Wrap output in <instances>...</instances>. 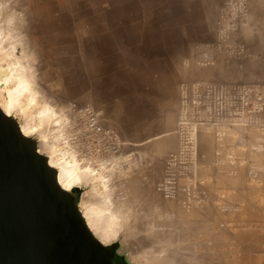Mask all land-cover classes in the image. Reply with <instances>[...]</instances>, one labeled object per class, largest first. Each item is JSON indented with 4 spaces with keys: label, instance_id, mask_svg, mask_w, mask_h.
<instances>
[{
    "label": "rangeland",
    "instance_id": "1",
    "mask_svg": "<svg viewBox=\"0 0 264 264\" xmlns=\"http://www.w3.org/2000/svg\"><path fill=\"white\" fill-rule=\"evenodd\" d=\"M29 3L28 26L37 44L31 47L39 73L35 85L45 98L37 94L33 103L27 92L16 107L23 108L12 116L18 125L27 118L36 125L42 121L43 141L73 147L97 176L98 192L104 188L100 176L109 174L112 206L125 203L120 218L130 216L123 219L130 229L119 221L115 236L106 240L98 234L103 245L113 247L116 263L155 264V248L168 243L159 253L166 264L168 255L188 247L191 257L185 258L194 264L202 259L197 251L206 255V264H264V220L258 218L264 217V0ZM10 84L0 77L2 107ZM42 99L59 106V123L38 118ZM37 133L29 137L37 139ZM89 188L72 190L81 206ZM157 210L163 217H155ZM141 211L147 224L165 219L159 227L152 222L162 229L158 239L185 228L184 240L179 238L188 239V247L177 250L178 237L175 244L171 237L165 244L148 237L157 231L151 224V233L144 232L151 227L142 224ZM169 241L177 244L172 254ZM148 244L157 252L156 258L147 255L154 263L142 252L150 251ZM178 258L175 264L188 263Z\"/></svg>",
    "mask_w": 264,
    "mask_h": 264
},
{
    "label": "water",
    "instance_id": "2",
    "mask_svg": "<svg viewBox=\"0 0 264 264\" xmlns=\"http://www.w3.org/2000/svg\"><path fill=\"white\" fill-rule=\"evenodd\" d=\"M17 127L0 110V264H117Z\"/></svg>",
    "mask_w": 264,
    "mask_h": 264
},
{
    "label": "bare ground",
    "instance_id": "3",
    "mask_svg": "<svg viewBox=\"0 0 264 264\" xmlns=\"http://www.w3.org/2000/svg\"><path fill=\"white\" fill-rule=\"evenodd\" d=\"M259 5H262V4H259ZM30 3H29V0H0V62H2L3 63V65L2 66H0V77H2V81H4V82H10L11 84H10V89L8 90L9 91V96H8V101L7 102H5V105H4V107H2V105H0V110L5 114V116L6 117H11L12 119H14V116H12V112H13V110H15V108L16 107H18V102L20 101V100H22L21 99V96H23V95H26V93L28 92L29 94H27L26 95V97L29 95L30 96V99L27 97V99H29L28 101H35L36 100V97H37V94L39 95L40 93H41V90L40 89H38L39 87L37 86V85H35L37 82H36V79H38V78H36V75L37 74H39V73H37V70H36V73H34L35 72V63H34V59H35V56H36V53H35V49L34 48H31L32 46H34L35 44H36V39L35 38H33V35H32V33L33 32H31V29L29 28V26H28V22H29V18H30ZM259 13H261V12H259ZM43 28V27H42ZM42 31V30H41ZM45 31V30H44ZM258 39V38H257ZM260 41V40H259ZM37 45V44H36ZM35 45V46H36ZM37 47V46H36ZM37 57V56H36ZM36 74V75H35ZM37 86V87H36ZM40 90V91H39ZM40 96V95H39ZM41 96H43L42 95V93H41ZM43 98H45V95L43 96ZM24 99V98H23ZM26 99V100H27ZM41 99V98H40ZM25 101V100H24ZM42 102H44V104L43 103H41V104H43V106L40 108V110H39V112L38 113H40V114H38V115H40V116H38V118L39 117H41V118H39V119H43L42 117H45V119H47L48 118V120H52V122L54 123H59V116H61V113L59 114V110H61L60 108H59V106H58V108H57V106H55L56 108H54L53 107V104H51L49 101H47L46 99H42L41 100ZM21 103H22V101H21ZM25 103H26V101H25ZM34 103V102H33ZM29 104V103H28ZM27 104V105H28ZM56 105V104H55ZM21 108H23V107H21V105H20V108H16L17 110L18 109H21ZM64 109H62V111H63ZM23 111V110H22ZM61 111V112H62ZM21 112V111H20ZM22 113V112H21ZM63 113H65V110H64V112ZM67 115V116H66ZM35 115L33 114L32 115V117H34ZM37 116V115H36ZM64 116H66L67 118H66V120L64 119V121L65 122H67V120H68V114H64ZM62 118H63V115H62ZM65 118V117H64ZM29 118H27V119H25L26 120V122L25 123H23V124H20V125H18V130H19V133H20V135L23 137V138H31V137H29V133H30V131H32V132H38L37 134L39 135V139L37 138H35V139H33V138H31V139H33L34 140V142H35V144H31V147H32V149L34 150V152L36 153V155L38 156V157H41V159L43 160V162H44V164L46 165V167L48 168V169H50V171H51V176H52V179L54 180V182H55V184L60 188V189H62L63 191H66V192H72V190L74 189V187H76V186H78V185H81V184H86V185H89V194L87 193V195H84V201H85V203H84V205H80V204H78V201H76V206H77V208H78V211H79V213H80V217H81V219L84 221V224L86 225V227H87V229L92 233V235H94L96 238H98L99 240H100V237H98V234H100L101 236H103V238H105L106 240H108V239H110L111 237H113V236H115L116 234H117V231H118V229H119V226L120 225H118V224H120V222H122L121 224H124L125 222H126V218H130V216L129 215H131V214H128V216L129 217H126V214H125V222H123V219L122 218H120V217H122V210H124L125 208H124V204H122V206H123V208H119L120 207V203H119V205H115V206H112V204L114 203V200H113V191H112V189H111V187H110V185H111V182H110V180L108 179L109 178V174L108 173H104V175H102V176H100V178H101V180H100V182L102 183V185L104 186V188H103V190L101 191V192H98L99 190H97V187H95L96 186V182H95V179H97V176H95L94 174H93V171L91 170V168L86 164V163H84L82 160L83 159H81V158H79L78 157V155H76V153H75V151H72L73 149V147L72 148H70L67 144L64 146V147H57L56 146V144H52V145H50L48 142H46V138H45V141H43V139H42V137L41 136H44V133H43V131L41 130V127L40 126H38V125H42L41 124V122L42 121H38L39 122V124L37 123V125L35 124V123H32L31 121V119H29ZM32 119H34V118H32ZM37 119V118H36ZM44 119V120H45ZM61 119V118H60ZM15 120V119H14ZM37 121V120H36ZM47 121V120H46ZM45 121V122H46ZM62 123V122H61ZM68 123V122H67ZM52 125V124H51ZM61 126H62V124H60ZM58 126V127H56V129L57 130H59V134L56 136V135H53V136H55L56 138H60L61 137V134H62V128H63V126L61 127V126ZM66 126V125H65ZM64 126V127H65ZM60 127V128H59ZM59 128V129H58ZM55 129V130H56ZM51 130V129H50ZM57 132L58 131H56V133L55 134H57ZM49 133V131L47 132V134ZM46 136V135H45ZM55 139V138H54ZM55 141H56V139H55ZM54 142V141H53ZM57 142V141H56ZM58 144H60V143H58ZM61 145V144H60ZM59 145V146H60ZM44 151H46V152H44ZM72 151V152H71ZM69 155V156H66V155ZM111 176H113V174L111 175ZM98 180V179H97ZM130 180V179H129ZM152 186V185H151ZM140 187H141V185H140ZM153 187V186H152ZM142 188V187H141ZM155 187H153V189H154ZM156 189V188H155ZM114 190V189H113ZM176 191V190H175ZM151 192H153V191H151ZM137 193V192H136ZM137 194H139V193H137ZM149 194V193H148ZM146 194L147 196H149V195H151L152 196V193L151 194ZM174 194V193H173ZM140 195V194H139ZM145 195V196H146ZM141 196H143L142 194H141ZM140 196V197H141ZM129 197H131V196H129ZM167 197V196H166ZM81 198V197H80ZM142 198V197H141ZM141 198L139 199V200H141ZM145 198V197H144ZM136 200V199H135ZM150 201H152L153 202V200H150ZM136 202H137V200H136ZM142 202H143V200H142ZM141 202V203H142ZM133 203H135V202H133ZM133 203H131V205L133 204ZM144 204V203H143ZM148 204H150V203H148ZM162 204H163V202H162ZM130 205V204H129ZM130 205V207H135V205H133V206H131ZM161 205V204H160ZM121 206V207H122ZM127 206V208L129 207L128 205H126ZM138 206L139 207H144V205H142V206H140L139 204H138ZM137 206V207H138ZM162 206V205H161ZM169 206H171V205H169ZM129 207V208H130ZM138 207V208H139ZM151 207H152V204H151ZM153 207H155L154 205H153ZM162 207H164V206H162ZM117 208V209H116ZM150 208V207H149ZM148 208V209H149ZM130 209H133V208H130ZM130 209H126L127 211L129 210V212H130ZM135 209V208H134ZM142 209V208H141ZM157 209V208H156ZM162 209H164V208H162ZM118 211H119V213H118ZM125 211V210H124ZM132 211V210H131ZM144 211L146 212V210L144 209ZM158 211V210H157ZM149 212V211H148ZM124 213H127V212H124ZM131 213V212H130ZM141 213L143 214V212L141 211ZM150 214H148V215H151V212H149ZM161 213V212H160ZM159 213V211H158V213H156L155 214V217L158 215V214H160ZM169 213V215L166 213V215L165 216H171V218H173L172 217V214H170V212H168ZM140 214V213H139ZM141 214V218H142V220H143V216H144V214L142 215ZM174 214V213H173ZM256 214H258V213H256ZM254 215V216H257V215ZM124 215V214H123ZM153 216H154V212H153V214H152ZM161 215H162V213H161ZM161 215H158L157 216V219L158 218H160V216ZM134 216V215H133ZM124 217V216H123ZM161 217H163V216H161ZM258 217V216H257ZM118 218H120V219H122V221L119 219V220H117ZM135 218H136V216H135ZM135 218L133 219L132 217H131V219H133V221H135ZM138 218H140V215H139V217H138V215H137V219ZM144 218H147V216L145 215L144 216ZM168 218V217H167ZM255 218V217H254ZM258 218H262L263 220H264V217H261V214H260V217H258ZM127 219V221H129L130 222V220H128ZM150 219V218H149ZM155 220H156V218H154ZM169 219H170V217H169ZM174 219V218H173ZM186 219V218H185ZM256 219V218H255ZM145 220V219H144ZM143 220V222H145V221H149L148 219L147 220H145L144 221ZM153 221L152 219H151V224L153 225V223L152 222H158V220L157 221ZM162 220H164V222H165V219H162ZM162 220L160 221L159 220V222L158 223H156V225H157V227H159V226H161L160 224V222H162ZM205 220V219H204ZM263 220L261 221V219L259 220V221H261V222H263ZM120 221V222H119ZM169 221H173V224H174V220H168L167 219V222H168V224L170 223ZM177 221V220H176ZM258 221V222H259ZM128 222V223H129ZM142 222V221H141ZM142 222V224L144 225H146L147 223L145 222V223H143ZM166 222V223H167ZM178 222V221H177ZM176 222V223H177ZM127 223V224H128ZM140 223V222H139ZM154 223V224H155ZM165 223V224H166ZM172 223V222H171ZM170 223V225H168V227L169 226H171L172 224ZM179 223V222H178ZM177 223V224H178ZM221 223V222H220ZM116 224L118 225V226H116ZM126 224V223H125ZM121 225L122 227H124V226H126V228L128 227V225ZM131 224V223H130ZM141 224V223H140ZM150 223L149 224H147V226H149V225H151ZM207 224V223H206ZM205 223H204V226L206 225ZM144 225V226H145ZM151 225V226H152ZM156 225H153L154 227L156 226ZM164 224H162V226H163ZM114 226V227H113ZM116 226V227H115ZM146 226V227H147ZM151 226H149V227H151ZM152 226V227H153ZM166 226H167V224H166ZM165 226V227H166ZM173 226V225H172ZM180 226H182V225H180ZM189 226V225H188ZM207 226V225H206ZM118 227V228H117ZM132 227V226H131ZM137 227V225L136 226H134L133 228L136 230V231H138L139 229H138V227ZM140 227V226H139ZM142 227V226H141ZM140 227V228H141ZM148 228L147 227V231H146V229H145V227H142L143 229H145V231L141 228L140 230H142V231H144L146 234L147 233H151L150 232V229H154V228ZM164 227V226H163ZM164 227V228H165ZM167 227V228H168ZM183 227H184V225H183ZM129 228V227H128ZM133 228H131L132 230H133ZM156 228V227H155ZM164 228H163V230H164ZM171 228V227H170ZM231 228V227H230ZM124 229V228H123ZM130 229V228H129ZM138 229V230H137ZM149 229V230H148ZM157 229V228H156ZM156 229H154L155 230V232H156V235H157V233L158 232H160L161 231V233H162V229H160V230H156ZM172 229V228H171ZM183 228H180L179 230L177 229V231H179V232H177L176 230V232L177 233H175V234H177L178 235V233H182V231L185 229H183ZM169 230V229H168ZM180 230H182V231H180ZM194 230V229H193ZM234 230V229H233ZM141 231V232H142ZM149 231V232H148ZM167 231V230H166ZM165 230H164V232H166ZM170 231V230H169ZM174 231V232H175ZM187 230L185 229V231L184 232H186ZM192 231V230H191ZM217 231V230H216ZM224 231H226V230H224ZM236 232H237V230H235ZM130 233L132 232L131 230L129 231ZM140 232V233H141ZM143 232V233H144ZM221 232V231H220ZM133 233H137V232H132V235H134ZM138 233H139V231H138ZM137 233V234H138ZM142 233V234H143ZM152 233H154V231H152ZM150 234V235H152V236H148V235H146V236H148V237H150V238H153L154 237V239L156 240L157 239V241H159V239H161V238H157L161 233H158L159 235H157V236H155L154 234ZM167 233H168V231H167ZM170 233V232H169ZM180 233V235H175V237L174 236H171V234H172V232L167 236H161V237H164V238H162L161 240H163L162 242L160 241V244L161 243H163L164 242V244H165V241L167 240V239H169L170 237H171V239H169V240H172L173 238H176L177 239V237L179 238L181 235V239L182 240H184V237H183V234H181ZM188 233V232H187ZM216 233V232H215ZM230 234H232V235H234L235 233H233L232 231L231 232H229ZM166 234V233H165ZM221 234V233H220ZM229 234V235H230ZM126 235H128V234H126ZM185 235V234H184ZM191 236H192V232H191V234H190ZM194 235V234H193ZM227 235H228V233H227ZM231 236V235H230ZM166 237H167V239H166ZM194 238H195V236H193ZM164 239H166V240H164ZM176 239H174V240H176ZM185 239H187V234H186V238ZM196 239H197V237H196ZM153 240V239H152ZM179 241H180V238L178 239ZM178 240H176V243H177V241ZM188 240V239H187ZM187 240H185L186 242H184L183 241V243L180 241V242H178V244L179 243H181V245L179 246L178 245V249L177 250H179L180 251V248L179 247H188V245H187ZM205 240V239H204ZM101 242H102V239L100 240ZM168 241V240H167ZM191 241H193V240H191ZM200 241V240H199ZM206 241V240H205ZM151 242H153L154 243V241H151ZM156 242V241H155ZM201 242H202V240H201ZM169 243H170V241H169ZM172 243L173 244H175L174 243V241L172 240ZM187 245V246H185V244ZM192 243H194V241L193 242H189L188 244H189V246L192 244ZM155 244V247H156V244H157V242L156 243H154ZM160 244L159 245H157V246H160ZM171 244V243H170ZM206 244H208L207 243V241H206ZM169 246V244L168 243H166V246ZM177 245V244H176ZM176 245L173 247L172 246V244L170 245V246H172L171 248H172V250H174L175 248H176ZM148 246H149V244H148ZM147 246V247H148ZM150 246H151V243H150ZM148 247L149 248V250L150 251H155L156 249H158V255H156V257H158V258H160V257H162V258H164L161 254H163L162 253V251H160L161 250V247L164 249V248H166V246H160V248L159 247H157V248H155V250H151L150 248H153V246L152 247ZM193 246V244L191 245V247ZM146 247V246H145ZM181 247V248H182ZM183 247V248H184ZM144 248V247H143ZM170 247H169V249H171ZM174 248V249H173ZM182 248V249H183ZM184 248V249H185ZM193 249H194V247H192ZM154 249V248H153ZM168 249V248H167ZM167 249H165V251L164 252H167L168 250ZM193 249H190V250H193ZM167 250V251H166ZM176 250V249H175ZM170 251L169 250V252L168 253H173V252H176V251ZM186 251L187 250H189V247L187 248V249H185ZM185 250L184 251H182V254L179 252V253H176L175 254V256H174V253H173V255H165L166 256V258L168 257L169 259H166V260H169L170 261V259L171 258H173L172 260H174V257L175 258H178V257H176V255L177 254H180L179 255V260H182L183 258H185V257H187L186 256V254H187V252H185ZM204 250V249H203ZM203 250H201V252L203 251ZM150 251L149 252H147V248L145 249L144 248V251L142 250V252H145L144 253V255H148V256H150V257H154L155 256V253L157 254V252H152L153 254H150ZM157 251V250H156ZM160 251V252H159ZM194 251H195V249H194ZM193 251V252H194ZM205 252L207 251V250H204ZM183 252H184V254H183ZM146 253H148V254H146ZM159 253H161V254H159ZM197 253H198V255H200V257L203 259L206 255H204L203 253H200L199 254V251H197ZM164 254H166V253H164ZM202 254L204 255V257H202ZM140 255H141V252H140ZM143 255V254H142ZM141 255V257H143ZM152 255V256H151ZM154 255V256H153ZM182 255H184V257L182 256ZM188 255V254H187ZM146 256H145V258H146ZM147 256V258H150V257H148ZM160 256V257H159ZM170 256H171V258H170ZM174 256V257H173ZM188 256H190V255H188ZM136 257V256H135ZM140 257V256H139ZM140 257V258H141ZM156 257H154V258H156ZM183 257V258H182ZM191 257V256H190ZM190 257L188 258V260H191L190 262L189 261H187V259L185 258L184 260H182V261H186V262H188V263H185V264H194V261L192 260V259H190ZM196 257H199V256H196ZM196 257H195V259H196ZM146 258V259H147ZM154 258H150L151 260L152 259H154ZM158 258H156V259H154L155 261H156V263L155 264H159V262H161L160 264H163V263H165L166 264V262L162 259V258H160V260H162V261H157V259ZM180 258H182V259H180ZM200 258V259H201ZM149 259V260H150ZM202 259H201V261L200 262H197V264H204V262L202 261ZM154 260H152L153 262H151V263H154L155 261ZM171 260V261H172ZM178 260V261H179ZM169 261H167V264H169L168 262ZM170 261V262H171ZM175 261H176V259L174 260V261H172V262H174L173 264H175ZM203 262V263H202ZM145 263V262H144ZM178 263V262H177ZM176 263V264H177ZM170 264H172V263H170ZM178 264H180V263H178ZM196 264V263H195ZM205 264H206V262H205Z\"/></svg>",
    "mask_w": 264,
    "mask_h": 264
}]
</instances>
